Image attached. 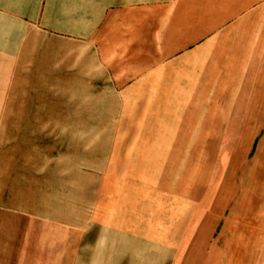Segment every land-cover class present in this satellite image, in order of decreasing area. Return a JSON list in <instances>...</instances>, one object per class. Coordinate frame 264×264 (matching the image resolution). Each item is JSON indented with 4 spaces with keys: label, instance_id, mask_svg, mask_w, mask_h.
<instances>
[{
    "label": "rangeland",
    "instance_id": "rangeland-1",
    "mask_svg": "<svg viewBox=\"0 0 264 264\" xmlns=\"http://www.w3.org/2000/svg\"><path fill=\"white\" fill-rule=\"evenodd\" d=\"M111 53L0 31V264H264L263 51L211 52L192 99L127 97L138 67Z\"/></svg>",
    "mask_w": 264,
    "mask_h": 264
},
{
    "label": "crops",
    "instance_id": "crops-1",
    "mask_svg": "<svg viewBox=\"0 0 264 264\" xmlns=\"http://www.w3.org/2000/svg\"><path fill=\"white\" fill-rule=\"evenodd\" d=\"M151 1L146 4V0H0V31L20 24L47 37L69 36L83 45L87 42L95 51L112 52L106 66L138 67L136 79L122 89V93L129 98L155 97L159 89L165 93L169 84L183 93L180 97L202 98L201 93L192 91L183 83L195 82L193 70L188 68L215 64L214 61L209 62L211 52L259 50L264 56V0ZM129 36L134 39L130 40ZM128 41L135 44L132 54L128 53ZM212 57L215 58V55ZM199 59L204 60L200 62ZM261 61L264 65V57ZM166 72L173 78H167L169 74ZM260 78L261 92L257 97L262 98L264 74ZM122 80L115 79L119 83H123ZM225 82H218L217 90L221 97L217 98L225 95ZM145 88L148 93L141 94V89L144 92ZM166 106V103L157 101L146 106V110L161 112ZM202 111H195L190 106L187 112L190 115L189 124L197 118L194 115ZM143 114L137 111L134 122L142 123L140 115ZM207 119L206 116L201 122L207 123ZM248 218V224L254 225L255 214ZM242 221L244 218L240 217L239 227ZM224 253L222 247L220 250L204 251L202 257L219 260Z\"/></svg>",
    "mask_w": 264,
    "mask_h": 264
}]
</instances>
